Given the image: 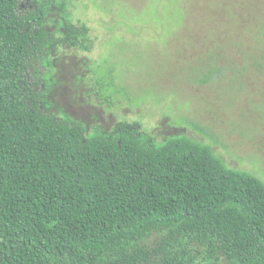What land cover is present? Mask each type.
I'll use <instances>...</instances> for the list:
<instances>
[{
	"label": "trees",
	"instance_id": "16d2710c",
	"mask_svg": "<svg viewBox=\"0 0 264 264\" xmlns=\"http://www.w3.org/2000/svg\"><path fill=\"white\" fill-rule=\"evenodd\" d=\"M62 44L90 50L64 0H0V264H264L257 177L186 135L153 144L137 122L88 132L50 112Z\"/></svg>",
	"mask_w": 264,
	"mask_h": 264
},
{
	"label": "rangeland",
	"instance_id": "374dc122",
	"mask_svg": "<svg viewBox=\"0 0 264 264\" xmlns=\"http://www.w3.org/2000/svg\"><path fill=\"white\" fill-rule=\"evenodd\" d=\"M64 1L90 50L52 51L50 112L88 132L137 122L153 144L186 135L264 183V0ZM212 62L225 70L203 80Z\"/></svg>",
	"mask_w": 264,
	"mask_h": 264
}]
</instances>
